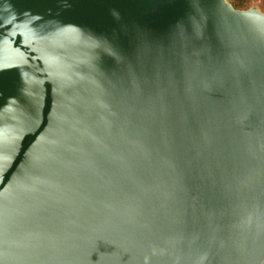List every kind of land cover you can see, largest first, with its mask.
I'll return each mask as SVG.
<instances>
[{
    "label": "water",
    "instance_id": "obj_1",
    "mask_svg": "<svg viewBox=\"0 0 264 264\" xmlns=\"http://www.w3.org/2000/svg\"><path fill=\"white\" fill-rule=\"evenodd\" d=\"M0 264H264V12L0 0Z\"/></svg>",
    "mask_w": 264,
    "mask_h": 264
},
{
    "label": "rangeland",
    "instance_id": "obj_2",
    "mask_svg": "<svg viewBox=\"0 0 264 264\" xmlns=\"http://www.w3.org/2000/svg\"><path fill=\"white\" fill-rule=\"evenodd\" d=\"M237 1H240L242 3V7H237V8L246 9L256 5L264 12V0H237Z\"/></svg>",
    "mask_w": 264,
    "mask_h": 264
},
{
    "label": "trees",
    "instance_id": "obj_3",
    "mask_svg": "<svg viewBox=\"0 0 264 264\" xmlns=\"http://www.w3.org/2000/svg\"><path fill=\"white\" fill-rule=\"evenodd\" d=\"M231 1L235 5V7H242V3L240 1L237 0H231Z\"/></svg>",
    "mask_w": 264,
    "mask_h": 264
}]
</instances>
